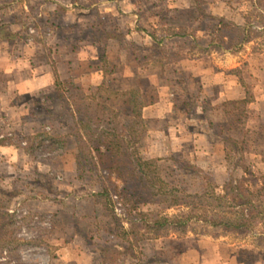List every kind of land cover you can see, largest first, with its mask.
<instances>
[{
  "label": "rangeland",
  "instance_id": "374dc122",
  "mask_svg": "<svg viewBox=\"0 0 264 264\" xmlns=\"http://www.w3.org/2000/svg\"><path fill=\"white\" fill-rule=\"evenodd\" d=\"M218 3L0 0V264H264V0ZM229 69L242 100L200 86ZM112 131H135L149 177L206 191L228 227L155 226L201 208L158 196Z\"/></svg>",
  "mask_w": 264,
  "mask_h": 264
},
{
  "label": "trees",
  "instance_id": "16d2710c",
  "mask_svg": "<svg viewBox=\"0 0 264 264\" xmlns=\"http://www.w3.org/2000/svg\"><path fill=\"white\" fill-rule=\"evenodd\" d=\"M186 3L188 4L187 6H197V7H201L202 5L206 6V7H211L213 5H216V0H193L192 2L189 0H186ZM193 3V5H192ZM221 7H226V6H231L232 4H229V0H219L218 3ZM229 4V5H228ZM198 8V10L200 11V9ZM208 12L207 14L211 15V17H207L206 20L208 21H213L215 19H218V27H216L215 33L217 35H220V43L221 40L223 38L224 35V28L226 27L225 22L223 20V18L220 16V14L215 13V12H211L210 8L206 11ZM168 31L170 32V34H168L169 38H173V37H183L185 35H182L180 33L177 32V30H175V27H169ZM149 37L152 38V40H154V35H149ZM155 41V40H154ZM156 45L158 46L159 43H164L163 40H159L157 42H155ZM155 45V46H156ZM54 77L55 73H54ZM56 84L58 85V82L55 81ZM144 106L142 104H133L131 107V113L133 115V119L136 120V124L139 126V124L142 122V108ZM84 127L82 126L81 129H83ZM80 129V130H81ZM105 132V131H104ZM133 132L132 131L130 134L129 133H125L122 134L121 136H119L117 133H115V131L109 132L111 133V135L117 136V137H124V139H129L128 140V144H127V148L130 149V156H131V161L135 167V172L140 176V178L145 181L150 187H152L153 189L156 190V193L158 196H164L165 198V202H167L168 200H170V206L176 205V203H179V206H184L186 208H192V209H196V208H201V215H190L189 212H185V213H181L180 215H177L176 217H159L158 219H156L154 221V225L158 226V227H167L170 228L172 230H175L177 232L183 233L185 231V229L187 228V226L192 222V218H195V216H198L197 218L199 220H203L205 222H209V224L211 225V227H219V228H227L228 225L222 221H218V219H215L214 217H216V215L214 213L211 214V217H207L206 215L208 214V207H211L212 204L203 206V204H207L212 202V199L210 197V195H208V193L205 191H201L200 193H195V192H191L188 190H184L181 189V186L178 185L177 188L175 187H169L167 189V184L164 181H153L154 180V176L149 177V170H145L147 169L149 166L152 165V167L155 168V165H153V159L145 156V155H140L139 153H137L136 151H138V146H139V142L141 141V139H139L140 137H135L136 140L133 141L132 144V140L130 139L131 136H133ZM116 137V138H117ZM120 139L118 138L116 140L115 144H107L105 145V147L103 148L105 150V152H109L112 149H116L121 150L123 149V147H121L117 142ZM49 142H47L46 145H53L54 143L57 145L59 143H57L55 141V139H49ZM131 143V144H130ZM50 149L53 150V148L51 147ZM139 152V151H138ZM122 153V152H121ZM237 163L235 164L234 168L236 169H241L242 171V175L241 176H247L250 174V176L254 175L253 171L250 170V168L247 167H243V164L239 161L241 158V155L239 156V154H237ZM177 170H179L180 173L183 174H190L192 177L195 178L196 173L198 171V169H196V167H194L193 165H188V164H183V165H178L177 166ZM234 170V171H235ZM246 174V175H245ZM231 176H234V172H232L230 174ZM151 178V179H150ZM256 183H258V179L256 178ZM157 184H159V186L157 187ZM173 191L171 194H169V192ZM240 195V194H239ZM240 197H242L240 195ZM170 198V199H169ZM192 200L193 202L190 204L187 203H183L184 200ZM203 206V207H202ZM213 212V211H212ZM218 217V216H217ZM219 218V217H218Z\"/></svg>",
  "mask_w": 264,
  "mask_h": 264
},
{
  "label": "crops",
  "instance_id": "0c3cea01",
  "mask_svg": "<svg viewBox=\"0 0 264 264\" xmlns=\"http://www.w3.org/2000/svg\"><path fill=\"white\" fill-rule=\"evenodd\" d=\"M230 70L227 71H217L218 74H208L207 78L209 79L208 84L205 83L206 77H200V86L205 90V89H210L214 87H218L219 89V96L218 98H224L225 100H242L246 96V91L245 88L240 84V80L236 77H233L230 75ZM214 75H218L217 77ZM217 81L215 82V79ZM207 79V80H208ZM260 94V93H259ZM218 99V100H219ZM145 109L142 110V118L145 116ZM201 138V137H200ZM202 142L201 140L196 143L197 145ZM203 144V143H202ZM205 147L207 145H204ZM205 147H203V151L205 150ZM210 147V146H209ZM203 153V152H202Z\"/></svg>",
  "mask_w": 264,
  "mask_h": 264
},
{
  "label": "built area",
  "instance_id": "2783aa9c",
  "mask_svg": "<svg viewBox=\"0 0 264 264\" xmlns=\"http://www.w3.org/2000/svg\"><path fill=\"white\" fill-rule=\"evenodd\" d=\"M5 255V252L4 251H0V258Z\"/></svg>",
  "mask_w": 264,
  "mask_h": 264
}]
</instances>
